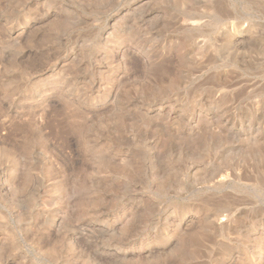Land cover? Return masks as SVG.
<instances>
[{
	"label": "rangeland",
	"instance_id": "obj_1",
	"mask_svg": "<svg viewBox=\"0 0 264 264\" xmlns=\"http://www.w3.org/2000/svg\"><path fill=\"white\" fill-rule=\"evenodd\" d=\"M0 264H264V0H0Z\"/></svg>",
	"mask_w": 264,
	"mask_h": 264
}]
</instances>
